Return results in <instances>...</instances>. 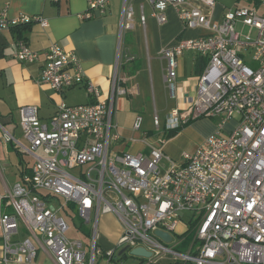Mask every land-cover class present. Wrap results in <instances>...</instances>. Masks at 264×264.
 <instances>
[{
  "label": "built area",
  "instance_id": "built-area-1",
  "mask_svg": "<svg viewBox=\"0 0 264 264\" xmlns=\"http://www.w3.org/2000/svg\"><path fill=\"white\" fill-rule=\"evenodd\" d=\"M243 1L247 5L235 6L216 20L215 0H145L158 24L166 23L170 8L186 29L203 32L159 53L166 62L163 79L172 97L177 58L194 52L207 60L198 76L196 97L185 110L169 113L167 130L197 118L220 119L215 132L193 152L182 153L180 163L164 154L163 143L148 155L115 151L112 144L119 136L114 101L126 93L117 83L116 71L109 94L102 99L99 89L85 79L73 51L57 44L45 50L39 82L57 93L83 85L95 101L77 106L60 102L46 123L40 121L37 107H21L19 128L29 147L0 125L3 143L15 144L34 159L31 175L0 196V203L12 211L0 215V264H31L38 249L49 252L55 264H95L101 252L97 239L103 214L113 215L121 225L118 247L150 252L146 264L166 259L178 264H264V15L256 9L264 8V0ZM110 2L87 0L83 17L90 18L92 11L104 13ZM144 22L141 15L140 23ZM34 23L48 27L40 16L9 18L6 6L0 10V32ZM237 24L248 27V34L243 36ZM132 26L133 11L124 8L118 50L123 32ZM14 47L19 62L38 60L26 40L18 39ZM247 49L253 50L250 63L242 53ZM141 122L137 116L134 131L140 130ZM229 123L233 126L227 129ZM153 125L159 128L157 117ZM75 168L79 171L72 174ZM66 204L74 205L79 221L89 226L87 247L66 237L69 226L59 215ZM184 213L190 219L183 228L187 231L193 224V241L183 250V241L174 242V233L185 221ZM19 223L27 235L13 240ZM157 230L168 233L170 243L158 238Z\"/></svg>",
  "mask_w": 264,
  "mask_h": 264
},
{
  "label": "crops",
  "instance_id": "crops-1",
  "mask_svg": "<svg viewBox=\"0 0 264 264\" xmlns=\"http://www.w3.org/2000/svg\"><path fill=\"white\" fill-rule=\"evenodd\" d=\"M5 6L9 18L25 14L40 16L48 23L47 28L34 23L0 32V125L23 146V135L19 128L21 107H37L40 121L46 123L55 114L60 102L77 106L95 101L87 95L83 85L57 93L39 82L45 62L44 52L51 44L75 53L85 79L99 89L102 99L107 98L111 77L116 71L117 83L126 93L117 95L114 101L113 122L119 136V140L112 144L115 151L146 153L145 148L149 145L140 141L137 138L140 131L133 129L137 116L142 118L141 128L147 116L152 120V125L154 117L159 119L157 130H162L165 142L158 141V147L163 143L164 154L178 163L182 161L183 152H193L206 137L215 132L216 126L212 127L209 122L214 118H197L189 120L186 125L181 123V130L174 137L166 138L169 113L172 110L183 111L192 103L196 97L198 76L207 63L205 58L194 52H184L179 56L175 96H171L163 79L166 62L159 59L160 51L174 47L180 40L195 39L203 34L199 29H186L175 10L169 8L166 11V23L160 25L145 0H111L104 13L92 11L90 18L83 17L88 9L87 0H0V10ZM128 7L133 11V26L123 32L118 50L121 14ZM141 15L145 17L144 25L140 23ZM219 16L220 13L216 18ZM18 39L26 40L29 47L38 53L36 62L27 64L14 58V43ZM190 132L191 138L186 139ZM178 138L183 141L181 147L176 152L168 153L167 145ZM33 163L32 156L22 154L21 159L12 144H4L0 130V196L7 195L21 181L25 168L32 167ZM5 211L12 212L0 203V215ZM20 224L13 240L27 235ZM77 230L78 235L74 239L81 240L87 247L89 226L80 222ZM98 233L97 245L101 252L95 256V264H146L144 259L133 257L128 251L120 253L122 247H118L117 242L122 228L113 215L100 216ZM1 243L0 230V247ZM186 247L182 244L181 249ZM107 252H112L110 257L106 255ZM31 264L55 263L49 252L38 249L36 259ZM159 264L178 263L166 259Z\"/></svg>",
  "mask_w": 264,
  "mask_h": 264
},
{
  "label": "rangeland",
  "instance_id": "rangeland-1",
  "mask_svg": "<svg viewBox=\"0 0 264 264\" xmlns=\"http://www.w3.org/2000/svg\"><path fill=\"white\" fill-rule=\"evenodd\" d=\"M215 3H216V8L214 11V19H216V20H219L221 18V13L222 14L227 13L229 10L233 9L235 6L247 5V3L244 2L243 0H215ZM256 9H257L258 15H261V16L264 15V8L263 7H256ZM217 12L220 13V16L216 18V15H218ZM237 30L242 32L243 36L248 34V32H249V28L248 27H242L241 24H237ZM255 38H256V32L254 31L251 33V39L254 40ZM242 53H243L244 57L247 58L246 61L248 63H250L252 55H253V50L247 49V50L243 51ZM160 116H163V114H160ZM234 119L237 120V117ZM209 122L212 125V127L217 126L220 123V119H218V118L210 119ZM232 126H233L232 123L227 124V127H229V128H231ZM139 131L140 132L137 133V138L140 139V141H145L149 146H151V148H153V147L157 148L160 145V142L159 143H157V142L160 140H164V138H165L162 135V130L161 129L157 130V128L152 125V120L148 116L146 117L144 124H143L141 130H139ZM225 133L226 132L221 133V136H223V137L227 136ZM191 134H192V132L188 133L186 136V139H190ZM203 134H205V132H203ZM179 138L172 141L171 144L167 145L168 153L176 152L177 149L181 147V143L183 141H180ZM189 141H191V140H189ZM195 141L199 142L200 140H195ZM164 142H165V140H164ZM22 143L25 146L29 147V144L24 139V137L22 139ZM184 145H186V144H184ZM149 146H147L145 148L146 153H143L144 155H146L150 152L151 148ZM38 152L40 153V151H38ZM161 167H165L164 162L161 163ZM78 171H79V168H75V169H72L70 172L72 174H76V173H78ZM104 196H105V198H111L108 193H105ZM59 215H61L65 218V220L69 226V229L66 233V237L68 239L74 240V237H76L78 235L77 227H79V225H80V221H79L77 214L75 212L74 205L66 204V206L63 209V212H61ZM183 217H184L185 221L181 220L180 225L178 226L176 232L174 233V237H175L174 242H176L177 235H179L181 233L183 234L184 232H186L182 226L184 223H186L190 219V214L184 213Z\"/></svg>",
  "mask_w": 264,
  "mask_h": 264
},
{
  "label": "trees",
  "instance_id": "trees-1",
  "mask_svg": "<svg viewBox=\"0 0 264 264\" xmlns=\"http://www.w3.org/2000/svg\"><path fill=\"white\" fill-rule=\"evenodd\" d=\"M188 123H185L184 125H186ZM180 127L181 126H179L176 129L168 130L166 138L174 137L181 130ZM10 144H12V146L15 148L16 152L20 155V158L22 159V153L19 151V149L15 146V144H13V143H10ZM31 170H32V167H30V168L26 167L22 177L25 176V175H31ZM37 193L42 199H47L48 198V194H45V193H42V192H37ZM86 235H87V237L89 236L88 233ZM178 239L182 240L183 244L188 246L193 241V224H190V227L188 228V230L185 233H183L181 236H179ZM157 264H159V263H157Z\"/></svg>",
  "mask_w": 264,
  "mask_h": 264
},
{
  "label": "water",
  "instance_id": "water-1",
  "mask_svg": "<svg viewBox=\"0 0 264 264\" xmlns=\"http://www.w3.org/2000/svg\"><path fill=\"white\" fill-rule=\"evenodd\" d=\"M155 235L160 238L164 243H170L172 237L168 234V233H163L161 231H155ZM128 251V247L125 246L120 250V253H125ZM129 254L133 257H138V258H142V259H148L151 254L150 252H147L144 248L142 247H137L134 248L132 250L128 251Z\"/></svg>",
  "mask_w": 264,
  "mask_h": 264
}]
</instances>
